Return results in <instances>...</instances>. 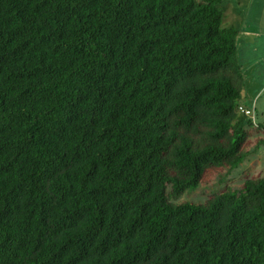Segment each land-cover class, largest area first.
Masks as SVG:
<instances>
[{
	"label": "trees",
	"instance_id": "1",
	"mask_svg": "<svg viewBox=\"0 0 264 264\" xmlns=\"http://www.w3.org/2000/svg\"><path fill=\"white\" fill-rule=\"evenodd\" d=\"M222 1L0 0V264H264Z\"/></svg>",
	"mask_w": 264,
	"mask_h": 264
},
{
	"label": "rangeland",
	"instance_id": "2",
	"mask_svg": "<svg viewBox=\"0 0 264 264\" xmlns=\"http://www.w3.org/2000/svg\"><path fill=\"white\" fill-rule=\"evenodd\" d=\"M219 7L224 13L223 26H232L240 32L237 58L244 71V101L256 104L257 121L264 127V0H223ZM249 178H264V148L232 170L224 182L215 186L201 185L197 190L185 193L178 201L202 203L216 190L224 186H239Z\"/></svg>",
	"mask_w": 264,
	"mask_h": 264
},
{
	"label": "built area",
	"instance_id": "3",
	"mask_svg": "<svg viewBox=\"0 0 264 264\" xmlns=\"http://www.w3.org/2000/svg\"><path fill=\"white\" fill-rule=\"evenodd\" d=\"M243 110V109H242ZM248 116L252 117V113L250 111H244Z\"/></svg>",
	"mask_w": 264,
	"mask_h": 264
},
{
	"label": "crops",
	"instance_id": "4",
	"mask_svg": "<svg viewBox=\"0 0 264 264\" xmlns=\"http://www.w3.org/2000/svg\"><path fill=\"white\" fill-rule=\"evenodd\" d=\"M248 97V96H247ZM249 98V97H248ZM247 99V98H246ZM245 99V100H246ZM251 99V98H250ZM253 101V99L252 100H250L249 102H252ZM244 104H246V105H250V104H248V103H246V101H245V103Z\"/></svg>",
	"mask_w": 264,
	"mask_h": 264
}]
</instances>
